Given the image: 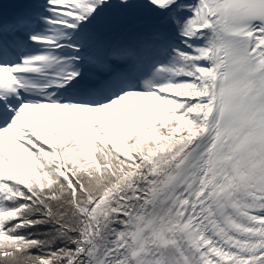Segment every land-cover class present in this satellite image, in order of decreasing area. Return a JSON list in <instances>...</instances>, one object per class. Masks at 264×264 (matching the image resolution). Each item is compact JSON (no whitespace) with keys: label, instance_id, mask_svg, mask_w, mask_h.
I'll use <instances>...</instances> for the list:
<instances>
[{"label":"snow or ice","instance_id":"obj_1","mask_svg":"<svg viewBox=\"0 0 264 264\" xmlns=\"http://www.w3.org/2000/svg\"><path fill=\"white\" fill-rule=\"evenodd\" d=\"M0 264H264V0L0 11Z\"/></svg>","mask_w":264,"mask_h":264}]
</instances>
